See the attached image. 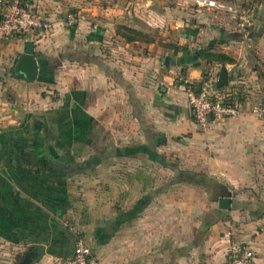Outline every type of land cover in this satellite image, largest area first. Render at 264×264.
<instances>
[{
    "label": "crops",
    "instance_id": "obj_1",
    "mask_svg": "<svg viewBox=\"0 0 264 264\" xmlns=\"http://www.w3.org/2000/svg\"><path fill=\"white\" fill-rule=\"evenodd\" d=\"M23 3L52 28L0 45V264H55L80 238L100 264H223L235 241L264 264V121L250 110L264 99V51H235L237 33L215 27L195 50L118 34L145 16L177 24L194 46L214 23L170 19L155 0ZM69 13L84 19L69 26ZM29 43L33 82L14 70ZM209 49L235 62L208 64ZM222 66L244 110L204 130L185 86Z\"/></svg>",
    "mask_w": 264,
    "mask_h": 264
},
{
    "label": "built area",
    "instance_id": "obj_2",
    "mask_svg": "<svg viewBox=\"0 0 264 264\" xmlns=\"http://www.w3.org/2000/svg\"><path fill=\"white\" fill-rule=\"evenodd\" d=\"M198 6L221 8L233 14L237 20V30L246 38L249 29L255 25L256 9L244 10L242 5L220 3L217 0H191ZM0 45L8 38L34 33L36 31H50L51 23L42 14L28 9L23 0H0ZM83 15L69 13L66 17L69 26H74L83 20ZM218 78L212 74L198 85L187 84L185 91L196 123L204 128H210L219 121L239 117L244 110L243 96L234 90L220 89ZM251 113L264 121V101L250 107ZM253 252L243 243L235 241L231 244L228 260L223 264H251ZM55 264H100L92 247L83 239L77 241L74 253L67 257L58 258Z\"/></svg>",
    "mask_w": 264,
    "mask_h": 264
},
{
    "label": "rangeland",
    "instance_id": "obj_3",
    "mask_svg": "<svg viewBox=\"0 0 264 264\" xmlns=\"http://www.w3.org/2000/svg\"><path fill=\"white\" fill-rule=\"evenodd\" d=\"M143 1V0H142ZM182 1H184L182 3ZM155 0L156 5L158 8H163L165 6H168L169 9V15L170 19L174 18L179 21L183 15H189L188 18L193 19L195 17V14H200L204 17L205 20L211 21L214 20L213 24L208 25H202L207 26L206 29H204V32L207 34H204L200 39L199 42L195 43L196 45H191L194 43L193 41L189 40H181L180 38V28H177V24H170L166 22L158 23L156 21L153 26L145 21H148V19H145V16H142L141 20L138 22V30L149 34L154 40L157 39L158 43H162L164 45L165 41L167 45H177L182 47L179 44H182L183 47H195L196 48H207L210 44H212V39L216 37H220L219 32L223 31L224 38L228 39L231 32L237 33V35L232 36L231 40L234 42H230L231 45L235 47V51H264V0H217L220 3H238L242 5V8L244 10L247 9H256V16H255V25L252 27V29H249L248 35L246 38H243V36L238 32L237 30V20L231 14L230 12L226 11L225 9L221 8H213L209 6H205L199 8V6L191 1V0ZM186 1V2H185ZM188 1V2H187ZM187 5V6H186ZM201 9L200 12L197 11V9ZM210 8V9H208ZM214 9V10H213ZM162 10V9H161ZM172 15H171V14ZM187 13V14H186ZM185 17V16H184ZM191 21V20H190ZM182 23V22H181ZM209 27V28H208ZM215 27V36L212 35L211 32H214L211 28ZM205 28V27H201ZM208 28V29H207ZM191 30H198L196 28H188ZM234 37V38H233ZM182 41V43H181ZM166 45V44H165ZM217 49V48H216ZM171 51V49H169ZM260 74V73H259ZM262 78L264 79V71L261 73ZM260 74V75H261ZM176 76V75H174ZM176 81H179V79ZM260 97H256L254 99V105H258L260 102H263ZM223 122V121H222ZM221 123V122H219ZM218 123H215L210 128L214 127ZM205 130V129H204Z\"/></svg>",
    "mask_w": 264,
    "mask_h": 264
},
{
    "label": "water",
    "instance_id": "obj_4",
    "mask_svg": "<svg viewBox=\"0 0 264 264\" xmlns=\"http://www.w3.org/2000/svg\"><path fill=\"white\" fill-rule=\"evenodd\" d=\"M35 47L33 43H29L26 47V51L21 54L18 58V61L15 65V73L20 74L22 78L27 81L33 82L37 80L39 73V65L35 56ZM165 63H169V59L166 58ZM228 70L226 66H222L219 78H218V87L225 88L228 86ZM219 207L221 209L229 210L231 208V199L229 197H222L219 199ZM18 264H31L29 257H26L23 261Z\"/></svg>",
    "mask_w": 264,
    "mask_h": 264
},
{
    "label": "trees",
    "instance_id": "obj_5",
    "mask_svg": "<svg viewBox=\"0 0 264 264\" xmlns=\"http://www.w3.org/2000/svg\"><path fill=\"white\" fill-rule=\"evenodd\" d=\"M118 34H120L122 37H124L125 40L128 42L131 41H144V42H150L154 41V39L147 33H144L138 29H134L128 26L121 25L118 27ZM168 48L173 50H179L181 49L180 46L177 45H166ZM215 51V50H214ZM201 58L206 60L208 64L213 63H220L223 65L234 63L235 60L230 57L229 55L225 53H219V52H213L211 49L205 50L203 53L201 52ZM209 75H206L204 78L205 80L208 79ZM224 89V88H220Z\"/></svg>",
    "mask_w": 264,
    "mask_h": 264
}]
</instances>
